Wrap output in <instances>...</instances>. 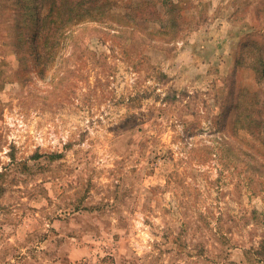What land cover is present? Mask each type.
<instances>
[{"label": "rangeland", "instance_id": "rangeland-1", "mask_svg": "<svg viewBox=\"0 0 264 264\" xmlns=\"http://www.w3.org/2000/svg\"><path fill=\"white\" fill-rule=\"evenodd\" d=\"M78 1L0 0V264H264V0Z\"/></svg>", "mask_w": 264, "mask_h": 264}, {"label": "trees", "instance_id": "trees-1", "mask_svg": "<svg viewBox=\"0 0 264 264\" xmlns=\"http://www.w3.org/2000/svg\"><path fill=\"white\" fill-rule=\"evenodd\" d=\"M96 0H81L78 1L81 9L78 11L79 17L86 18L88 20H102L104 19V15L102 14L104 11L100 8V6H93L92 3ZM105 5V4H104ZM98 9V10H96ZM96 10V11H95Z\"/></svg>", "mask_w": 264, "mask_h": 264}, {"label": "bare ground", "instance_id": "bare-ground-1", "mask_svg": "<svg viewBox=\"0 0 264 264\" xmlns=\"http://www.w3.org/2000/svg\"><path fill=\"white\" fill-rule=\"evenodd\" d=\"M32 29H33V27H27V30L24 32V35H31L30 33H32L31 31H32Z\"/></svg>", "mask_w": 264, "mask_h": 264}]
</instances>
